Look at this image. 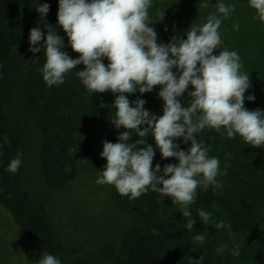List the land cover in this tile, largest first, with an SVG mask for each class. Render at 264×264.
Returning a JSON list of instances; mask_svg holds the SVG:
<instances>
[{
	"label": "clouds",
	"instance_id": "9594fccd",
	"mask_svg": "<svg viewBox=\"0 0 264 264\" xmlns=\"http://www.w3.org/2000/svg\"><path fill=\"white\" fill-rule=\"evenodd\" d=\"M154 3L155 0H58L56 26L62 27L67 45L56 34L57 28L44 26L45 35L34 27L29 30L28 50L35 56L44 49L45 62L39 71L47 87L63 84L66 74L76 69L75 76L89 93L107 91L114 95L111 105L115 113L110 120L115 129L126 131L118 134L115 143L103 141L100 156L106 164L94 183L113 186L129 200L149 191L157 193L162 202L169 198L182 213L185 229L192 231L197 219L190 206L196 202L197 189L218 187L217 177L227 173V165L220 168L219 159L209 156L210 148L197 134L214 130L228 139L239 136L245 145L264 150V110L249 111L244 107L245 100L255 99L252 94L244 95L250 87L249 75L241 71L239 53L223 46L219 29L222 20L235 11V3L216 0V12L210 13L206 22L191 25L186 39L173 35L166 44L158 43L156 31L149 26L164 16V11L150 14ZM208 3L203 0L202 7H208ZM247 3L255 11L254 19L264 24V0ZM36 11L45 19L49 4L38 3ZM238 29L234 23L233 30ZM67 46L79 53L78 58H71L62 50ZM214 50L219 51L214 54ZM77 65L83 68L78 70ZM157 85V95L163 102L160 115L145 109L144 99L127 98L137 92L150 93ZM185 93L190 99H182ZM133 132L135 143L131 142ZM148 136L152 137L155 150L146 143ZM177 138L182 144L190 142V146L181 149L174 142ZM3 140L6 144V137ZM156 150L162 160L174 158L175 162L162 168L159 163L152 167ZM22 157L18 151L5 170L15 174ZM196 212L201 223L217 231L226 229L230 237L233 235L230 223L217 220L202 208ZM192 241V250L199 249L205 234L194 235ZM225 250L233 257L240 255L238 243L234 242L231 248L222 243L216 248L218 254ZM192 261L202 264L203 256ZM37 264L61 261L44 252Z\"/></svg>",
	"mask_w": 264,
	"mask_h": 264
},
{
	"label": "trees",
	"instance_id": "16d2710c",
	"mask_svg": "<svg viewBox=\"0 0 264 264\" xmlns=\"http://www.w3.org/2000/svg\"><path fill=\"white\" fill-rule=\"evenodd\" d=\"M178 1L182 9L172 16L181 29L180 22L184 21L181 16L199 24L206 22L210 13L216 12V0H209L208 7H202L203 0ZM40 2L49 4V12L45 19L42 18L41 25V31L46 35L45 27L57 28L58 0ZM225 3H235V11L222 20L219 31L223 41L230 42L231 49L239 53L241 71L249 75L250 87L244 95L255 97L251 102L245 100L244 107L249 111L264 110V24L254 19L255 11L248 6L247 0H225ZM21 5L22 0H0V93L5 78L11 74L13 53L25 35ZM234 23L239 25L238 30H233ZM168 27L167 33H172L171 26ZM56 34L67 45L62 27L56 29ZM157 41L166 44L169 40L158 35ZM62 50L71 58L79 56L70 46ZM44 62L45 53L41 49L30 61L25 88L42 135L39 161L45 184L60 190L77 176L83 157L101 173L106 164L100 156L103 141L117 142L118 134L126 129H115L111 123L115 113L111 92L89 93L75 76L76 69L66 74L63 84L47 87L39 71ZM103 62L107 64L106 59ZM76 67L79 70L83 65ZM159 87L154 86L150 93L130 94L127 98L130 101L144 99V108L160 115L163 102L157 95ZM184 98L190 99L186 94H183ZM132 135L131 142L135 143L137 137L134 132ZM197 135L210 148L209 156L219 159L220 168L227 165V173L217 177L218 187L209 186L206 191L197 189L196 202L190 206L193 218L197 219L193 230L185 229L182 213L169 198L162 202L157 193L149 191L129 200L111 186L117 210L127 213L130 220L112 264H193L192 260L201 256L202 264H264V150L245 145L239 136L228 139L214 130L205 129ZM145 141L155 150L151 136ZM174 142L184 150L190 146V142L180 143V138ZM0 144L3 145L0 148L3 153L0 156V206L9 212L14 224L24 233L26 260L37 264L44 252L60 259L58 236L44 209L21 184V166L15 174L5 170L15 153L7 138L1 111ZM174 162V158L162 160L156 150L152 167L159 163L162 168L164 164ZM198 208L211 212L217 220L230 223L233 235L230 237L226 229L217 231L201 223L196 212ZM153 229H156L155 233ZM196 234H205V241L199 249L192 250L195 246L192 237ZM234 242L240 245L239 256L233 257L227 250L223 254L216 252L220 244L225 243L231 248Z\"/></svg>",
	"mask_w": 264,
	"mask_h": 264
},
{
	"label": "rangeland",
	"instance_id": "374dc122",
	"mask_svg": "<svg viewBox=\"0 0 264 264\" xmlns=\"http://www.w3.org/2000/svg\"><path fill=\"white\" fill-rule=\"evenodd\" d=\"M38 3L40 0H22L25 35L13 53L11 74L5 78L0 93V111L5 119L7 138L15 155L18 151L23 153L21 184L48 215L60 242L57 245L60 261L112 264L130 220L127 213L117 210L111 186L94 183L100 173L84 157L79 162L77 176L62 189L53 190L44 181L39 161L42 135L25 88L30 61L34 57L28 50L29 30L34 27L41 29L42 25V18L36 11ZM181 9L178 0H155L150 14L164 11V16L149 26L154 28L157 36L166 40L173 35L186 39L185 33L193 21L181 16L184 20L180 22L183 25L181 29L172 16ZM165 26H171L172 33H167ZM223 46L233 50L228 41H223ZM218 51L214 50V54ZM188 90H192L191 85ZM25 241L23 231L14 224L9 212L0 206V264H33L25 258Z\"/></svg>",
	"mask_w": 264,
	"mask_h": 264
}]
</instances>
